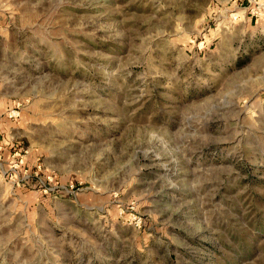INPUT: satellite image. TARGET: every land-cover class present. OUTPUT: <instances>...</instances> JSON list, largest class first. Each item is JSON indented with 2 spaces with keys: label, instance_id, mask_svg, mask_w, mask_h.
<instances>
[{
  "label": "rangeland",
  "instance_id": "374dc122",
  "mask_svg": "<svg viewBox=\"0 0 264 264\" xmlns=\"http://www.w3.org/2000/svg\"><path fill=\"white\" fill-rule=\"evenodd\" d=\"M0 264H264V0H0Z\"/></svg>",
  "mask_w": 264,
  "mask_h": 264
}]
</instances>
